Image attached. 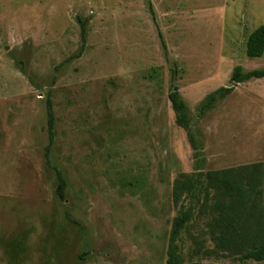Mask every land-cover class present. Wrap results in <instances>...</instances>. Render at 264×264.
I'll use <instances>...</instances> for the list:
<instances>
[{
    "label": "rangeland",
    "instance_id": "obj_1",
    "mask_svg": "<svg viewBox=\"0 0 264 264\" xmlns=\"http://www.w3.org/2000/svg\"><path fill=\"white\" fill-rule=\"evenodd\" d=\"M262 24L264 0H0V264H166L175 178L264 163V114L237 84L199 108L235 66L264 68L246 55ZM210 224H185L181 264H264L217 250Z\"/></svg>",
    "mask_w": 264,
    "mask_h": 264
},
{
    "label": "trees",
    "instance_id": "obj_2",
    "mask_svg": "<svg viewBox=\"0 0 264 264\" xmlns=\"http://www.w3.org/2000/svg\"><path fill=\"white\" fill-rule=\"evenodd\" d=\"M81 34L85 33V20H79ZM264 53V24L255 28L246 41V55L251 58L261 57ZM264 77V68L243 71L240 65L234 67L231 73L232 85L220 87L208 94L199 105L201 112L212 109L215 104L225 98L233 90L236 83ZM171 107L175 113L176 123L185 129L189 142L194 150L195 158L199 146L191 131L192 118L189 109L177 88L168 94ZM50 124L52 111L48 105ZM48 166H51L48 153L45 152ZM56 171L58 198H64L66 182L60 171ZM212 189L219 197L214 202L207 204L204 200L198 207L194 204L198 193ZM183 199H188L189 204L184 206ZM172 200L175 205L180 204L175 216L168 247L166 264H181L180 256L176 249L181 230L196 214L208 213L211 216V232L216 249L233 255L239 260H254L264 262V163L254 162L218 170H198L193 174L180 173L172 185ZM187 264H215L205 262H190Z\"/></svg>",
    "mask_w": 264,
    "mask_h": 264
},
{
    "label": "crops",
    "instance_id": "obj_3",
    "mask_svg": "<svg viewBox=\"0 0 264 264\" xmlns=\"http://www.w3.org/2000/svg\"><path fill=\"white\" fill-rule=\"evenodd\" d=\"M236 84H237L236 88L237 89L240 88L239 91L242 94L245 106H247L249 108L254 106V107L257 108L256 109L257 111L261 110L263 112V114H264V77L251 78V79H248V80L236 83ZM235 92H236V90L233 88V90L228 95H231V94H233ZM226 97L221 99V100H219L218 102L226 99ZM216 104H215V106H216ZM262 119H264V115H263ZM257 120H259V119H256L255 121H257ZM262 128L264 129V124L262 125ZM248 164H250V163H248Z\"/></svg>",
    "mask_w": 264,
    "mask_h": 264
}]
</instances>
